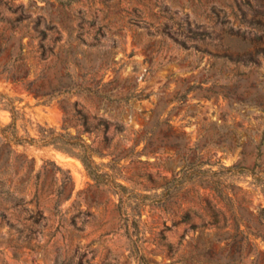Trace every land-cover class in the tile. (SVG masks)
<instances>
[{
  "label": "rangeland",
  "instance_id": "rangeland-1",
  "mask_svg": "<svg viewBox=\"0 0 264 264\" xmlns=\"http://www.w3.org/2000/svg\"><path fill=\"white\" fill-rule=\"evenodd\" d=\"M0 93L128 187L0 98V264H264V0H0Z\"/></svg>",
  "mask_w": 264,
  "mask_h": 264
},
{
  "label": "trees",
  "instance_id": "trees-1",
  "mask_svg": "<svg viewBox=\"0 0 264 264\" xmlns=\"http://www.w3.org/2000/svg\"><path fill=\"white\" fill-rule=\"evenodd\" d=\"M1 37L2 40H8L9 38L4 33V31L2 32ZM10 75L15 80L20 79L22 77L21 74H18L17 72H13ZM0 98L3 99V101L5 98L7 99L5 103L10 107L13 116V120L11 121V123L7 124L2 128L4 135L7 136L8 142L14 141L17 144H26L27 142L29 143L40 142L42 144L54 143L70 152L78 154L82 158L86 168L88 169L89 174L95 180H97V182L105 181L111 183L114 186L115 190L120 192L121 200L124 201V195L126 194L128 189L127 185L118 181L114 174H111L107 171H101L100 170L101 163H99L94 158L95 153L103 154L101 150L96 148L91 142H88L80 135H74L69 132L52 131L49 134L43 132L40 139L28 135L26 136V135L18 134L16 130V119L18 114V108L13 103L10 97L4 96L3 94L0 93ZM104 123L105 126H108L107 122Z\"/></svg>",
  "mask_w": 264,
  "mask_h": 264
}]
</instances>
